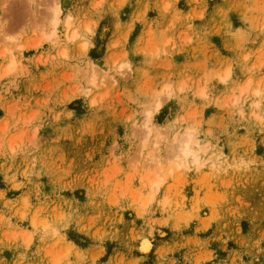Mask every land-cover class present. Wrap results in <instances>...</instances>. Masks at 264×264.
Wrapping results in <instances>:
<instances>
[{"label": "rangeland", "instance_id": "rangeland-1", "mask_svg": "<svg viewBox=\"0 0 264 264\" xmlns=\"http://www.w3.org/2000/svg\"><path fill=\"white\" fill-rule=\"evenodd\" d=\"M0 264H264V0H0Z\"/></svg>", "mask_w": 264, "mask_h": 264}, {"label": "bare ground", "instance_id": "bare-ground-1", "mask_svg": "<svg viewBox=\"0 0 264 264\" xmlns=\"http://www.w3.org/2000/svg\"><path fill=\"white\" fill-rule=\"evenodd\" d=\"M55 12L58 13V9L55 10ZM57 23H58V21L55 20L54 21V27H57L58 26ZM11 69H12V65L9 67V70H11ZM228 77H229V73L228 72H225L224 76H222L221 78L219 77V78L222 79V81H224V80L228 79ZM246 89H247V87L245 88V90ZM257 92H258V90H255L254 93H257ZM156 110H158V106L155 108V111ZM145 131H147L148 133H150V130L147 127H146V130ZM156 143H157V139L152 143V145L155 146ZM194 147H197V144L196 143H193V141H192V133H190V134L187 133L186 135L178 138V140L176 141V146H175L174 154H172L174 156V159L176 160V166H175L176 169L186 168V167L190 166L191 164H193V165H199V158L197 157V151L194 149ZM149 160L151 162H154V159H152V158L149 159ZM177 160H180V161H177ZM159 182H160V180H158V179L157 180L155 179V180H153L151 182L150 185H151V187H152L153 190H156L158 188Z\"/></svg>", "mask_w": 264, "mask_h": 264}]
</instances>
